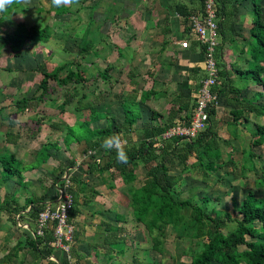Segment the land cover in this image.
Here are the masks:
<instances>
[{"label":"crops","instance_id":"obj_1","mask_svg":"<svg viewBox=\"0 0 264 264\" xmlns=\"http://www.w3.org/2000/svg\"><path fill=\"white\" fill-rule=\"evenodd\" d=\"M253 2L258 5L264 21V0ZM215 3L218 61L225 70L233 73L230 87L218 95L212 118L213 130L216 133L223 127L226 137L221 138L235 141L249 134L246 130L248 125L264 126V113L247 108L249 104L264 108V101H260L264 99V92L257 91L259 86L247 75H236V72L245 71L248 66L246 44L250 40L248 31L252 21V2L215 0ZM80 4L87 12V18L80 34L73 38L76 40V53L73 55L77 54L80 58L81 68L86 74L95 71L99 77V81L83 90L82 95L76 90L77 85L84 84L82 73L78 71L79 76H76L75 69L67 64V43L70 38L65 32V28L72 33L76 30L78 26L75 27L74 23L77 24V19L73 20L72 13L80 14L81 9L54 8L50 6V0H31L26 9L18 6L21 9L15 11L17 5H14L11 13L8 12L1 19L6 22L0 35L3 31L10 33L17 24L33 27L37 31L47 28L48 34L44 41L25 40L16 54H12L7 45L0 50V157L12 156L20 166V179L13 178L0 185V202L4 198L13 199L11 207L16 206L29 221L25 214L31 206L28 201L43 205L51 203L56 194L55 188L67 176L72 181L71 191L76 209V215L70 221L76 232L74 248L71 250L70 247V251H76L84 260L81 264H94L98 253L103 261H99V264H107L106 260L116 255L113 249L118 248L117 253L121 252L123 228L128 223V217L146 230L130 209L127 192L128 188H138L142 184L146 167L138 160L135 167L123 176L114 167L101 169L104 164L117 160L115 150H105L101 143L111 132L128 140V145L124 147L126 153L140 142H159V136H154L153 130L184 113L180 106L188 97V76L193 68H197L201 76L202 65V55L188 33L187 18L201 11V1L81 0ZM47 11L53 16L49 17ZM16 13L19 20L13 24L11 19ZM56 15L67 17L54 18ZM88 26L97 31V39L86 53L80 54L78 44ZM182 35L189 42L187 50L177 46L176 39ZM61 66L63 69L57 78L47 80L46 86L49 83L62 85L60 80L67 72H72V79L63 85L66 89L62 93V101L65 95L72 98L63 105L61 100L49 99L59 102L58 108L55 107L50 114L45 113L46 109L43 108V112L37 113V107L48 100L42 98L44 92L37 90L41 74L50 73ZM120 74L125 76L121 93L114 91L120 88L117 82H113ZM107 77L112 82L110 92L104 87ZM28 85L34 87L35 95L34 91L27 92ZM194 90L190 91L189 97L192 98ZM145 93L144 99L139 100ZM126 96L133 97L131 112L134 121L129 128L123 121L126 115L122 108L128 101L124 100ZM232 111H240V115L234 116ZM227 127L234 128L232 133L231 130L227 131ZM169 142L161 141L155 146ZM252 148L250 151L255 155ZM242 150L239 149L240 154ZM191 159L194 162L193 156ZM229 160L233 166L226 164ZM192 162L185 161L188 172L183 173L182 178L191 180ZM165 165L168 174L175 177L180 175L179 169L176 168L178 174L174 175L167 162ZM220 165L221 156L217 168L211 173ZM235 165L236 162L225 155L223 166L230 169L233 180L240 177L238 179L241 181L244 176L242 172L253 168L248 164V168L241 170L239 167L234 173ZM209 177L212 178L209 175L207 181ZM247 192L238 201L232 202L235 207ZM231 201L230 198V204ZM11 214L0 211V235L10 236L13 233L9 225ZM53 257L61 263L63 260L62 264H70L68 260L71 256L66 259L62 254L54 253L44 259L51 258L57 263ZM11 261L9 263L14 264ZM9 263L4 262L3 258L0 260V264Z\"/></svg>","mask_w":264,"mask_h":264},{"label":"trees","instance_id":"obj_2","mask_svg":"<svg viewBox=\"0 0 264 264\" xmlns=\"http://www.w3.org/2000/svg\"><path fill=\"white\" fill-rule=\"evenodd\" d=\"M251 2L252 21L248 31L250 40L246 44V54L249 57L248 66L245 71L236 72V75H247L264 92V21H262V14L258 5L253 0ZM13 7L14 5L7 12L0 13V21ZM1 34L0 50L7 45L9 51L12 54H16L25 40H46L48 30L45 28L37 31L33 27L26 28L21 24H17L10 33L3 31ZM92 35L93 28L88 26L78 44V52L80 54L86 53L92 47L94 42L91 41ZM218 50L219 48L217 47L214 51V59L219 68L218 76L220 80L219 85L214 88L217 95L230 87V76L233 73L231 70H225L224 65L218 61ZM62 69L63 67L61 66L54 68L50 73H42L37 90L43 92L47 80L56 79ZM73 76L72 72H67L65 75L68 79H71ZM141 96L139 100H143L146 93ZM64 97L61 105L66 104L72 98L66 95ZM127 99V104H124L122 109L126 115L123 120L124 124L129 128L134 121V115L131 112L133 97L127 98L126 96L124 100ZM244 103L246 104V102ZM190 106L189 108H186L184 104L180 106L186 118L189 115ZM247 108L256 113H264L263 107H254L252 104H249ZM213 115L214 110L212 109L209 111L207 128L192 140L182 141L179 138L170 140L159 139L164 142L170 141L159 147L155 146L158 143L150 140L140 142L137 147L127 151L128 161L126 164L113 160L108 165L104 164L101 169L114 167L123 176L127 171L135 167L136 161L139 160L145 165L146 171L142 184L138 188H128L127 192L129 207L134 213L136 220L143 224L150 234L151 250H154L156 253H162L160 242L163 239L164 230L167 227H172L175 232L173 237L177 240L205 239V242L200 244L199 250L190 257L187 263L175 264H264V197L256 198L252 191H248L239 202L238 207H235L232 203L238 218H232L227 212H222L219 217H213L204 211V206L209 202V197L201 196L198 200L200 205H197L190 195L191 193L193 194L192 190L188 191L190 197L184 199L180 198L173 190L177 177L168 174L165 162H167L169 157L178 158V165H182L180 169L182 173L187 170L184 165L186 159L189 156H193L194 162L191 165L198 168L202 183H206L210 173L217 168V163L220 162V153L217 150V136L213 131ZM232 115H240V111H232ZM177 118L179 116L175 119ZM172 123L173 121H170L164 123L161 127L155 128L153 135L160 136ZM251 126L250 142L247 149L241 153V170L248 168V164L251 165V161L255 157L250 148L258 147L264 143V126L256 124H252ZM111 135L112 132L110 135L108 134V136ZM179 142H182V145L178 147L177 143ZM226 164L233 166L230 160ZM19 167V163L12 156L0 157V185L13 178L20 179ZM11 203L14 204L13 199L8 200L4 198L0 202V211L12 213L11 218L14 223V215L19 214L20 211L16 206L11 207ZM74 203L72 192V208L67 214L69 223L76 215ZM28 204H31V206L25 214L31 220H34L37 213L42 210L43 204L31 201H28ZM21 215H19V218ZM176 219L181 220L175 223ZM228 223H233L234 228L223 234L221 230ZM254 223H257L258 226L255 227ZM47 241L48 236L46 235L43 238H31L29 235H26L25 238H18L10 251L3 256V260L9 263L16 257L17 252L24 248H27L33 256L38 258L50 256L54 253V250L45 244ZM240 246L243 249L239 251L238 247ZM48 263L62 264L64 262L58 261L54 263L48 261Z\"/></svg>","mask_w":264,"mask_h":264},{"label":"rangeland","instance_id":"obj_3","mask_svg":"<svg viewBox=\"0 0 264 264\" xmlns=\"http://www.w3.org/2000/svg\"><path fill=\"white\" fill-rule=\"evenodd\" d=\"M67 8H70V10H73V9L75 10L76 8V11H79V9H81L80 14L72 13L73 20L74 18L77 19V24L74 23L75 27L78 26L76 30L72 33V31L70 32L69 29L65 28V32H67V36L70 38L67 43L68 44L67 45V55L68 56H66L67 57L66 60H68L67 64L72 65V68H74L76 71V74H75L76 76H79L78 71L82 73L81 74L82 76L81 75L80 76L81 78L83 77L82 80L84 84H81V86L80 85L76 86L77 88L76 90L78 91V93L82 95L83 90L89 87L90 88L93 87V84L99 81V77L95 71H92L90 75L86 74L85 70L81 68L82 67L80 64L81 62H79L80 58L77 56V54L73 55V53H76V40H73V38L74 36H76V34L77 35L80 34V30L82 26L84 25V22L87 18V12L84 11L81 4H79V6L75 8H71V7H67ZM14 9L15 11H19L21 8L17 6ZM66 11L67 10H65V12ZM47 12H48L49 17L53 16L52 13H50V11H47ZM65 12H62V13H65ZM17 14L18 13H16V15H14V17L11 19V22L13 24L17 23L19 20V17ZM66 17L67 15H64L63 17L56 15V17L54 18L64 19ZM5 22L6 21H3L2 23H0V30L3 29V27H5L3 26V23ZM61 25H63V23H61ZM61 31H62V28H61ZM96 32L97 31L94 30L93 28V35L91 36L92 42L93 41L96 42V39H97ZM184 37L185 35H182L181 38L176 39V42L184 39ZM81 38H82V35H81ZM83 39H85V37H83ZM65 72L66 71H64L63 74ZM117 76H119L118 79H113L114 80L113 82H117V87L120 89L114 90V91H118L119 93H121L124 90L123 84L125 83V78H124L125 76L123 74H120ZM107 78H108L107 83H106V86L104 87H106L108 92H110L112 91V86L110 85L112 82L109 77ZM188 78L190 81V84H188L189 86H187L188 97L185 98V102L183 101V104L185 105L186 108H189L192 102L191 97H189L190 95L189 93L191 90L195 89L194 87H196L197 82L200 78V74L197 72V68L192 69ZM71 79H68L64 76V78L60 80L62 85H60V83H57L56 85H53V83H49L45 87V90L43 91L44 93L41 94L42 98H45L48 100H45V102L42 103L39 106V108L37 107V113H41L45 109H46L45 113H48V114L53 113L54 108L55 107L58 108L59 102L62 101V93L66 89L63 87V85H65L66 82ZM76 81L79 82L78 80ZM256 89L257 91H261L260 87ZM27 90H28L27 91L28 93H30L31 91H34L33 95H35L36 93V90L34 89L32 85L29 86ZM49 99H54L55 101H59V102H51V100ZM260 101H262L263 103L264 99H260ZM220 115L222 116V114ZM39 116H42V114H40ZM159 124L162 125V123H159ZM232 129L234 130V128L232 127H227L228 132L229 130H231L230 133H232ZM246 130L250 134V132L252 131V126L248 125L246 127ZM215 134L217 136L218 151L221 156L222 166L220 165L219 169H217L213 174L212 173L210 174L212 178L209 177V181H207L208 183H206L207 185L203 184L202 182L200 183V172L198 168L196 167L192 168L190 172L192 173V175L190 174L192 177L191 180L188 177L182 178V174L187 173L188 171L182 172L177 177V182L175 186L173 187V190L182 199L188 198L191 195L194 203L197 205H200V202L198 200L202 195L209 197V202L207 203V205L204 206V211L213 217H217V216L219 217L222 212H227L230 214L232 218H238L235 208H233L234 204L232 205V202L238 201L241 198L243 193H245L246 191H252L256 198L264 197V145L257 147V148H252L256 157L253 158L251 162L252 163L251 166L253 167L251 171L247 172L246 170L242 172V175L244 176L242 177L241 181L238 179L240 177H237V179L233 180L231 173H230V169L223 166L224 161H225V155L229 156L231 160L233 159L236 162V165L234 166L235 168L234 173L235 172L237 173L238 168L240 167V163H241V154L239 153V149H243L242 151L247 149L248 144L250 142L249 134L241 139L239 138L235 139V141L234 140L229 141L228 139L225 140L221 138V137L223 138L226 137L225 130L223 129V127H221L220 130H217ZM122 139L126 141V144L124 145V147L127 146L128 140L125 139L124 137H122ZM156 143H161V141L156 142ZM177 144L182 145V142H179ZM191 158L192 156H189L186 159V163H191L193 161ZM178 164L179 162H178L177 157H169V159H167V165L170 168L171 173H173L174 175L178 174L177 169L179 170L181 169V165H178ZM135 185H138V184H135ZM189 190H192L193 194L191 193L189 195L188 194ZM230 198L232 200L231 204L229 202ZM25 220H26V223H25ZM180 220L181 219H176L175 223L179 222ZM127 221H128L127 225L123 228L124 229L123 230L124 239L120 244L121 252L117 253L118 248L113 249V251L116 252L115 253L116 255H111L110 258L107 259L105 262L107 264L187 263L190 260V257L199 250L200 244L205 242L204 238L197 239V240H187V239L177 240L173 237V234L175 233L173 228L167 227L164 230V235L162 236L163 239L160 242L161 247H162V253L159 254V253H156L154 250H151L150 234L146 230H144L141 225L134 223L132 218L128 217ZM20 223H24L27 226L30 225L31 227L33 224L31 218H29V221H28L22 215L20 216ZM70 224L72 225L71 222ZM9 225L13 233L10 236L0 235V260H2L3 256L8 251H10V249L13 247V245L15 244V241L18 238L20 239L25 238L27 235L26 233H28L26 232V230L16 227L15 222L13 223L12 218L10 220ZM254 226L257 227L258 224L254 223ZM233 228H234V224L228 223L226 224L225 228L221 230V232L224 234L232 230ZM75 233L76 232H74V228H73L72 243L75 240ZM73 246H74V243L71 246V250L74 248ZM238 249L242 250L243 247H239ZM54 253L61 255V253H59L56 250H54ZM82 253L84 252L82 251ZM68 255L71 256V258L68 260L70 261V264H81V262H84V260L80 258V256L78 255L76 251H73V252L69 251ZM97 256H98V259H96L97 261L95 260L94 264H99V261L103 262L102 260H100L101 254L98 253ZM53 258L58 262V260L55 257ZM48 261H52V259L51 258L44 259L42 257H39V258L35 257L29 250H27V248H24L17 252L15 259H12L11 262H13L14 264H49ZM212 264H215V263H212Z\"/></svg>","mask_w":264,"mask_h":264},{"label":"built area","instance_id":"obj_4","mask_svg":"<svg viewBox=\"0 0 264 264\" xmlns=\"http://www.w3.org/2000/svg\"><path fill=\"white\" fill-rule=\"evenodd\" d=\"M201 11L188 16L189 36L197 45L202 55L201 78L192 94L189 115L184 113L175 119L160 136V140L179 138L182 141L194 139L208 126L209 111L217 105L218 95L214 89L219 85V68L214 59V51L218 47V27L215 0H200ZM179 49L187 50L189 42L185 38L177 42ZM114 150V149H113ZM56 194L51 203L44 204L32 227L20 223L19 214L14 215L16 227L26 230L31 238L48 236L45 243L68 258L72 244L73 227L68 222L67 214L72 208V186L67 176L55 188ZM30 228V229H29Z\"/></svg>","mask_w":264,"mask_h":264},{"label":"clouds","instance_id":"obj_5","mask_svg":"<svg viewBox=\"0 0 264 264\" xmlns=\"http://www.w3.org/2000/svg\"><path fill=\"white\" fill-rule=\"evenodd\" d=\"M31 3V0H0V13H5L8 9L13 6H23L27 8V6ZM80 4V0H50V6L54 8H62V7H78ZM126 141L122 139L120 134H113L104 138L101 143V147L105 150H115L116 159L120 163L126 164L128 161L127 154L124 150V145Z\"/></svg>","mask_w":264,"mask_h":264},{"label":"water","instance_id":"obj_6","mask_svg":"<svg viewBox=\"0 0 264 264\" xmlns=\"http://www.w3.org/2000/svg\"><path fill=\"white\" fill-rule=\"evenodd\" d=\"M55 261V260H54Z\"/></svg>","mask_w":264,"mask_h":264}]
</instances>
